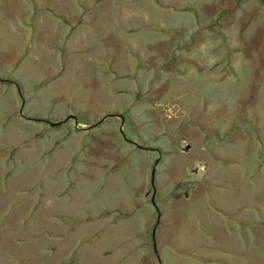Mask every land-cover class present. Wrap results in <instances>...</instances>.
<instances>
[{
	"label": "rangeland",
	"instance_id": "1",
	"mask_svg": "<svg viewBox=\"0 0 264 264\" xmlns=\"http://www.w3.org/2000/svg\"><path fill=\"white\" fill-rule=\"evenodd\" d=\"M0 264H264V0H0Z\"/></svg>",
	"mask_w": 264,
	"mask_h": 264
},
{
	"label": "water",
	"instance_id": "2",
	"mask_svg": "<svg viewBox=\"0 0 264 264\" xmlns=\"http://www.w3.org/2000/svg\"><path fill=\"white\" fill-rule=\"evenodd\" d=\"M119 115V117L121 118V120L123 119V116L121 114H117ZM105 117V116H104ZM104 117H102L100 120H102ZM68 117H66L65 119L62 120H58V121H50L48 119L43 118L44 121L48 122L50 125H57L59 123H62L64 120H66ZM74 120H76L75 116H73ZM153 175V174H152ZM153 202V199H152ZM155 246V245H154Z\"/></svg>",
	"mask_w": 264,
	"mask_h": 264
}]
</instances>
